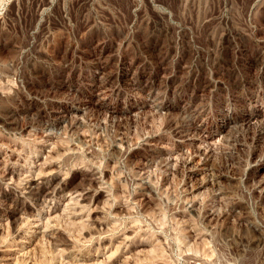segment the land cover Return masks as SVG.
I'll return each instance as SVG.
<instances>
[{
    "label": "rangeland",
    "instance_id": "rangeland-1",
    "mask_svg": "<svg viewBox=\"0 0 264 264\" xmlns=\"http://www.w3.org/2000/svg\"><path fill=\"white\" fill-rule=\"evenodd\" d=\"M0 262L264 264V0H0Z\"/></svg>",
    "mask_w": 264,
    "mask_h": 264
},
{
    "label": "bare ground",
    "instance_id": "bare-ground-1",
    "mask_svg": "<svg viewBox=\"0 0 264 264\" xmlns=\"http://www.w3.org/2000/svg\"><path fill=\"white\" fill-rule=\"evenodd\" d=\"M35 170V169H34ZM63 180V179H62ZM66 182V181H65ZM27 186L24 188V193L28 194L33 200L34 202L38 201L39 205L45 207L48 203L49 198H51L53 196L54 193H57V195H60V197L62 198V200L65 201V205H69V204H75V205H80V200L82 198V192L79 190H73V191H69L66 189L65 186H59L60 183L55 184L53 186H48L45 182H41L38 181L36 178L33 179H28L27 180ZM67 183V182H66ZM6 184V183H5ZM12 184V183H10ZM7 185V184H6ZM9 185V184H8ZM85 190V189H84ZM59 197V196H58ZM55 198V197H54ZM53 198V199H54ZM51 202V201H50ZM59 203V202H58ZM64 206V205H63ZM70 206V205H69ZM73 206V205H72ZM52 207V206H51ZM78 207V206H77ZM70 208V207H69ZM76 208V207H75ZM47 209V208H46ZM66 209V208H65ZM22 211V210H21ZM50 212L52 213V210H48L47 211V216L50 214ZM75 212V211H74ZM53 215V214H52ZM45 217V218H46ZM44 218V219H45ZM22 219V218H21ZM36 219V218H35ZM26 220V219H25ZM32 220V219H31ZM24 221V220H23ZM33 223L31 222L32 226L30 227L31 229H33V231L35 229H39L38 224L35 223L34 219L32 220ZM40 221V220H38ZM43 222V221H42ZM44 224V223H43ZM30 229V230H31ZM37 229V230H38ZM42 229V228H41ZM38 230V231H39ZM29 231V230H26ZM31 231V232H33ZM36 232V231H35ZM34 232V233H35ZM43 232V231H42ZM38 233V232H37ZM40 233V232H39ZM30 234V233H29ZM32 234V233H31ZM23 236V235H22ZM17 239V238H16ZM20 239V238H19ZM19 243H25V240H18ZM32 241V240H31ZM14 242V241H13ZM16 242V241H15ZM5 246V245H4ZM29 250V249H28ZM5 254H4V259L7 261V263H12L14 262L18 257L22 256L23 252H24V248L23 247H19V244H14L9 246L8 248H6L5 250ZM25 256V255H24ZM2 261V260H1ZM3 262V261H2ZM1 264V262H0Z\"/></svg>",
    "mask_w": 264,
    "mask_h": 264
}]
</instances>
